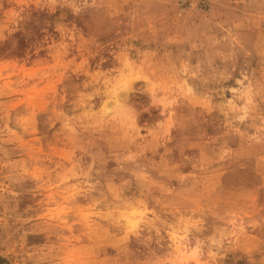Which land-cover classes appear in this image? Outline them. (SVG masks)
<instances>
[{"label": "rangeland", "instance_id": "1", "mask_svg": "<svg viewBox=\"0 0 264 264\" xmlns=\"http://www.w3.org/2000/svg\"><path fill=\"white\" fill-rule=\"evenodd\" d=\"M0 264H264V0H0Z\"/></svg>", "mask_w": 264, "mask_h": 264}]
</instances>
